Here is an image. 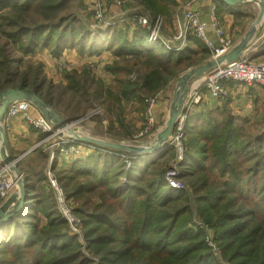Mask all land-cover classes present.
<instances>
[{
    "label": "trees",
    "instance_id": "obj_1",
    "mask_svg": "<svg viewBox=\"0 0 264 264\" xmlns=\"http://www.w3.org/2000/svg\"><path fill=\"white\" fill-rule=\"evenodd\" d=\"M41 1L0 0V9L12 6L22 15L34 6L44 13L46 20L54 16L46 24L34 26L27 24L21 15L10 20L15 30L8 32V36L15 41L24 36L29 39L24 54L34 52L42 42L50 47L55 40L59 56L69 43L74 46L79 42L80 55L112 51L117 57H129V63L132 59L134 66L145 68L140 73L126 67L129 73L138 72L139 80H122L116 92L107 91L106 113L111 127L114 120L123 127L124 102L131 98L142 102L143 92L156 94L176 75V69L183 62L190 63L194 54L193 48L172 52L160 45L152 46L142 29L136 30L132 41L117 27L94 34L87 30L81 32L75 18L59 16L68 0ZM138 1L153 17L170 14L169 0ZM191 41L201 48L202 54L209 55L200 41L192 37ZM117 69L114 66L111 71ZM12 77V62L8 60L0 77V92L12 86ZM27 81L19 88L34 92L53 105L41 95V85L31 86ZM103 88L100 85L94 91L97 99L104 97ZM73 91L84 94L88 91L87 84L73 83ZM215 117L192 115L186 122V136H195V145L187 147L179 166V179L183 182L194 177L190 182L193 197L185 190L172 188L166 181V170L150 171L157 161L150 160L153 155H130L132 164L127 168L124 159L117 155L93 154L86 160L76 161L66 171L73 175L68 177L69 181L86 178L85 183L78 184L69 194L66 192L69 198L92 194L82 199L75 214L84 219L85 239L97 263L82 254L75 236L63 232L68 224L57 209L55 197L50 191L48 195L38 182L45 178L28 182L24 177L27 202L22 210L0 225V264H14V258L19 264H216L205 243V233L187 227L193 198L199 215L216 230V241L225 259L233 264H264V137L246 142L236 128V116L228 107L221 122ZM253 146L258 148L257 152L251 151ZM214 170L220 179L213 176ZM61 178L58 182L63 187L62 181L67 178ZM124 180L127 185L122 187ZM42 216L47 218L45 225L39 224ZM7 248L14 250L12 258L3 257Z\"/></svg>",
    "mask_w": 264,
    "mask_h": 264
},
{
    "label": "rangeland",
    "instance_id": "obj_2",
    "mask_svg": "<svg viewBox=\"0 0 264 264\" xmlns=\"http://www.w3.org/2000/svg\"><path fill=\"white\" fill-rule=\"evenodd\" d=\"M44 1L45 0H42L41 3H43ZM169 1L171 2L173 0ZM93 2L94 0H68L63 4V8L60 9L59 16H69L75 18L77 20V29H81V32L87 30L88 32L94 34L96 31H98V27L93 13ZM130 2V0H106V18L113 19L115 16H118V14H121L123 11L122 7H127V3ZM249 6L252 5L249 4ZM18 15H21V13L16 12L12 6H9L5 9H0V77L4 75L5 65L7 61L10 60L12 62L13 68V81L11 83L12 86H10L9 88H19L25 80H28L27 82L31 86L33 84H37L38 86L41 85V95L43 97H46V99L51 100V102L55 106V109H53L56 111V113L60 116L61 119L65 120V122L74 125L75 130H87L88 134H86V136L89 138L110 143L127 144L129 146H132L138 152L147 148L154 147L153 143L155 139H151L152 137H150L149 135H145L144 137H140L139 135L143 131L144 127L147 125V121L149 119V115L147 112V100L156 98L160 102L165 101V99L170 96H173L174 93L177 92L176 85L180 78L186 72L207 63L208 60L211 58L210 54L204 55L201 52L197 54V52L201 50L199 46L193 47L194 54L191 55V60L189 61L190 63H188V61L183 62L182 66L176 69V75L172 77L167 83V85L163 87L160 91H158L156 94H145L143 92V94H140L143 98L142 102H140L136 98H131L128 101L124 102L123 120L121 121L123 127H121L119 125V122L115 120L112 121L113 127H111L112 123L110 122V119L108 118V115L106 113L107 91L112 90L116 92L117 87L119 86L118 82L122 80L128 79L131 82L139 80V73H129L126 67L134 69L135 71H139L140 73H144L145 68L140 65L137 67L134 66V61L132 59L129 63V57H117L112 51H104L105 53L102 52L100 54L93 55H80L78 50L79 42H77L74 46H72L73 44L69 43L66 49L61 50L59 56L56 53L55 40L53 43H51L50 47L44 46L42 42V44L37 47L34 52L24 54V49L28 45V37L24 36L21 40L15 41L14 39L8 36V32L15 30L13 29V27H11L10 20L12 18H17ZM21 16L26 20V23L30 26H34L37 24H46V22L53 19L54 17L51 16L48 18V20H46L44 13L41 10L36 9V7L34 6L31 7L28 13L22 14ZM150 16L152 17L153 15H151L150 13ZM161 18L163 20L161 28L163 33L162 35L165 37H173L175 34H166V26H168V24H166L164 16H161ZM114 27L116 28V26ZM117 30L124 32L118 28ZM122 37H125V34H123ZM189 37L200 41L194 35ZM66 42L69 41L67 40ZM106 52H109L108 55H103V53L106 54ZM100 55L107 56V59L105 60L109 61L105 63L104 59L99 58ZM90 56H94L95 59L102 60L89 62L88 60H90ZM81 61H84L85 64ZM188 64H192L193 67L189 66ZM114 66H117L118 69L116 71H111V68ZM57 76H59V79H57L56 83H54L53 80ZM70 78H73V80ZM73 83H86L88 91L84 94L82 92H80V94L75 93L73 91ZM100 85L104 86V97L102 99H97L95 97L94 91L97 90V86ZM30 90H32V87L30 88ZM1 93L2 92H0V94ZM229 103L230 101L228 100L226 103H223L221 107L223 111H221V109H217L221 113H218L220 115L215 114V116H217L215 117L217 121L221 122L223 120L225 109L226 107L229 108L230 106ZM251 112L252 113H250L249 111L246 116H243L240 113H236L235 115L237 121L236 128L242 134L246 142L260 137H264V109H260L257 111L253 110ZM154 118L158 124L155 128L157 130L159 126V121H157L158 118L156 117L155 112ZM91 126L93 127L91 128ZM154 133H156V131H154ZM128 134H133L134 136L129 138L127 137ZM81 135L83 134L81 133ZM39 138L41 142L46 139L43 134H39ZM54 138L48 139L47 141H45L44 145L38 148L39 151L44 153L43 155H48V159L45 160L47 164L46 170L44 171V166L42 169H40V173L36 174V176L37 179L43 177L45 178L44 181L38 182L40 183V186H44V189L46 190L48 195H51V193L54 195L53 191L49 186L48 180V173L50 170L53 172L57 180L59 177H62L61 179L67 178V181H62V185L66 189V191L63 189L60 182L59 184L65 194L66 192L69 194V192L74 190V188H76L78 184L85 183L86 178H83L80 181L77 180L76 182L69 181L68 177L73 175H70L68 173L66 174L67 170L56 169L55 163L57 158L60 157V155H57L56 159L52 161V163H50V153L46 148H49L50 143L56 141V139ZM182 143L184 151L186 152L187 147L190 144L195 145V136H185ZM157 151L158 150H155L153 157L150 158V160L154 158L153 161L157 160L155 161V164L152 165L150 171H160L164 169L167 173L171 167L176 165L174 147L166 145L162 152L157 153ZM251 151L257 152L258 148L256 146H253L251 148ZM64 157L73 156L72 154H70V156L64 155ZM245 166L248 165L245 164ZM213 176H215L217 179H220V175L216 170L213 171ZM221 180H225V178H221ZM192 181H194V177L185 179V181H183V186L185 187L182 189V191H187L190 197H193L194 194V190L192 188V185L190 184V182ZM123 182L124 183H122V187L127 185V182ZM88 196H92V194L84 193L83 195L75 199L69 198L67 196L68 200L71 203V206L74 209V212L78 207H80L82 199ZM190 200L192 201V199ZM95 201L97 202L99 201V199L96 198ZM192 203H194L192 215L187 227L197 232L200 231V229L197 227L196 222L203 221L206 225H208L210 227L209 234L211 238L215 241L217 247L219 248L218 254H215L214 251L208 246L206 238L204 240L214 257L216 264H233L229 260L224 258L222 247L216 241V230H214L208 223H206L203 218L199 215L198 206L194 202V198ZM78 218L81 220L80 234H73L69 229V225L63 230V232L75 236V238H77V243L80 246V251L82 252V254L86 258L97 263V259L93 257L92 253L90 252V249L88 248V243L85 239V227L83 221L84 219L82 216H79ZM46 220L47 218H44L42 216V222H39V224L42 223V225H45ZM6 250L7 251L3 253V257L12 258L11 256L13 255L14 250L8 248ZM14 260V264H19L18 259L14 258Z\"/></svg>",
    "mask_w": 264,
    "mask_h": 264
},
{
    "label": "built area",
    "instance_id": "obj_3",
    "mask_svg": "<svg viewBox=\"0 0 264 264\" xmlns=\"http://www.w3.org/2000/svg\"><path fill=\"white\" fill-rule=\"evenodd\" d=\"M105 0H94L93 13L97 22L98 30H105L116 25V21L128 20L138 29L147 32L146 41L152 46L160 45L169 51L180 52L184 49V44L189 36H196L203 42L211 51L212 59H217L220 56L226 55L232 48V41L227 38L221 28L220 21L216 15L217 7H212L210 22L200 20L199 13L193 10H186L183 14V19L177 34L173 37H165L162 34V18L161 16L151 17L150 13L145 8H137L127 10L125 13L118 14L113 19H107L105 16L106 5ZM212 27L219 38L217 46L207 37V29ZM229 84H242L246 86H264V63L253 61L246 54H243L236 61L229 64L218 65L211 69L201 78L195 79L190 85L187 94L184 98L182 110L178 116V122L175 131L168 141V144L174 147L176 165L171 167L166 173L167 183L174 189H183V182L179 179V166L184 160L183 139L186 136V122L188 118L194 115L195 108L203 102L204 93L209 94L217 100H226L229 95ZM158 100L152 98L147 100V112L149 119L143 131L139 134L140 137L149 135L157 137L156 131L157 122L154 118V112ZM33 110L36 113H32ZM21 117L28 125L43 134L44 139L39 145H44L45 141L54 138L55 142L49 144L46 148L50 153V163L54 161L57 155L76 156L81 154L82 148L87 149L96 154H114L124 159L127 168L132 164L131 154L121 152L101 145L83 143L78 140L80 135L74 125L67 123L65 126H57L55 123L45 117L33 103L29 101H16L12 103L6 112L3 119V128H9L13 119ZM74 131L76 135H72ZM87 137V136H83ZM49 186L54 193L57 208L69 225V229L73 234L81 233V220L75 214L67 195L61 188L57 178L50 170L48 173ZM126 182V180H124ZM18 180L14 172L8 166L0 165V206L9 198L17 186ZM124 183V182H123ZM197 227L206 234V242L208 246L218 254L219 248L209 234L210 227L203 221L196 222Z\"/></svg>",
    "mask_w": 264,
    "mask_h": 264
},
{
    "label": "crops",
    "instance_id": "obj_4",
    "mask_svg": "<svg viewBox=\"0 0 264 264\" xmlns=\"http://www.w3.org/2000/svg\"><path fill=\"white\" fill-rule=\"evenodd\" d=\"M130 1V3H127V7H122V13H125L130 7H134V9L140 7L144 8V6L138 0ZM249 1L250 2L239 4L235 7H230L219 3L217 0H173L170 3V14L168 16H164L166 24H168V26H166V34H177L183 19V14L186 10L198 12L200 20L209 23L212 7L216 5V15L220 21L221 28L223 29L225 36L232 41V48L229 53L244 43L245 49L243 54H246L253 61L264 63V16L262 21L259 24H256V20L260 15L261 5L264 7V0ZM104 3L106 5V0ZM249 4L252 6H249ZM115 26L118 29L125 31L129 41L133 40L134 34L138 29L128 20L116 21ZM206 33L208 39L213 43V45L217 46L219 44V38L214 29L209 27ZM201 44H203L204 47L208 49V47L203 42H201ZM193 47H197V45H194L191 41V38L189 37L187 42L184 44V49L182 51ZM208 51L212 57V51L210 49H208ZM200 52L201 51L199 50L197 54ZM104 53L103 55H108L109 52H106V54ZM90 57V60H88L89 62H95L96 60H99L95 59L94 56ZM99 58L104 59L105 63L109 61L105 60L107 59V56L100 55ZM209 60H211V58ZM81 62L84 63V61ZM57 79H59V76L54 78L53 82L56 83ZM228 87L230 95L228 97L229 99L227 98L226 100H217L212 98L209 94L204 93L203 102L195 108L194 115H200L204 117L208 115L214 116L215 114L220 113L218 110L221 109L223 103H226L227 100L230 101L229 109L234 115H236V113H240L243 116H246L249 111L252 113L251 111L253 110L257 111L264 109V86L250 87L242 84H229ZM176 90L178 91L177 85ZM176 94L177 92H175L173 96L165 99V101H158L155 109L156 117L158 118L157 121H159V126L156 130L157 136L165 127V123L170 116L171 106ZM50 106L55 109L54 105ZM221 111H223V109H221ZM32 113H36V111L33 110ZM195 124L199 123L196 122ZM92 127L93 126H91V128ZM78 130L79 131H76L80 135L81 133L85 136L88 134L87 130ZM4 131L7 138L8 154L11 156L13 161H15V164L23 174V177H27L29 179L28 182L38 180L36 174L40 173V169H42L44 166V171L46 170L47 164L45 160L48 159V155H43L44 153L38 149L41 142L39 138L40 133L32 129L21 117L14 118L10 127L5 128ZM156 138H151L153 140L155 139L153 146H155L154 144L156 143ZM93 154L96 153L87 149H83L81 154L73 157H61L60 155L55 163L56 169L70 171L76 161L86 160L90 156H93ZM19 192L20 188L17 183V186L9 198Z\"/></svg>",
    "mask_w": 264,
    "mask_h": 264
},
{
    "label": "water",
    "instance_id": "obj_5",
    "mask_svg": "<svg viewBox=\"0 0 264 264\" xmlns=\"http://www.w3.org/2000/svg\"><path fill=\"white\" fill-rule=\"evenodd\" d=\"M218 1L230 7H235L239 4L250 2L249 0H218ZM263 16H264V7L261 5L260 15L256 20V24H259L262 21ZM244 49H245V44L243 43L240 46L236 47L229 54L220 56L217 59H212L207 63L186 72L180 78V80L177 83L178 91L171 106L170 116L165 123V127L158 134L156 138V144L152 148H147L145 150L138 152L132 146H129L127 144L110 143L89 137L78 136L75 134L74 131H71V133L72 135H76L77 137H79L78 140L80 142L101 145L121 152H128L133 156L153 155L155 150H158L157 153H160L164 150V147H166V145H169L168 141L175 131V127L178 122V116L180 111L182 110L184 104V98L188 92L190 83H192L197 78L203 77L205 73H207L211 69L218 67V65L229 64L236 61L243 55ZM16 101H29L33 103L34 106L45 117L52 120L55 123V125L57 126L67 125V122L61 119L60 116L55 112V110L50 105H48L44 101V99H42L39 95H37L34 92H28L20 88H9L4 90L0 94V165L10 167V169L15 173L17 177L18 185L20 188L19 193L12 195L8 200L4 202L2 206H0V225L9 221L15 213L22 210L28 200V192L26 190V184L23 174L16 166L15 161H13L11 156L8 154L6 133L2 126V122L6 115L8 107Z\"/></svg>",
    "mask_w": 264,
    "mask_h": 264
}]
</instances>
